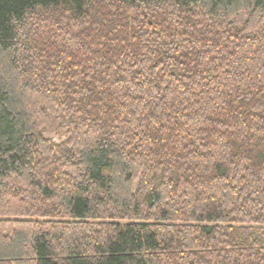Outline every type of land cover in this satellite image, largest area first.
Masks as SVG:
<instances>
[{
	"label": "trees",
	"instance_id": "obj_1",
	"mask_svg": "<svg viewBox=\"0 0 264 264\" xmlns=\"http://www.w3.org/2000/svg\"><path fill=\"white\" fill-rule=\"evenodd\" d=\"M0 264H264V0H0Z\"/></svg>",
	"mask_w": 264,
	"mask_h": 264
},
{
	"label": "rangeland",
	"instance_id": "obj_2",
	"mask_svg": "<svg viewBox=\"0 0 264 264\" xmlns=\"http://www.w3.org/2000/svg\"><path fill=\"white\" fill-rule=\"evenodd\" d=\"M46 136L48 138H52L54 141L57 139V135L55 133H49V134H46Z\"/></svg>",
	"mask_w": 264,
	"mask_h": 264
}]
</instances>
